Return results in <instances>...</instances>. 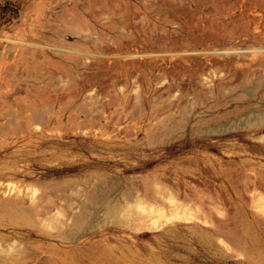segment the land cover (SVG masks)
Returning <instances> with one entry per match:
<instances>
[{"label": "rangeland", "instance_id": "obj_1", "mask_svg": "<svg viewBox=\"0 0 264 264\" xmlns=\"http://www.w3.org/2000/svg\"><path fill=\"white\" fill-rule=\"evenodd\" d=\"M263 118L264 0H0V264H250Z\"/></svg>", "mask_w": 264, "mask_h": 264}, {"label": "bare ground", "instance_id": "obj_2", "mask_svg": "<svg viewBox=\"0 0 264 264\" xmlns=\"http://www.w3.org/2000/svg\"><path fill=\"white\" fill-rule=\"evenodd\" d=\"M261 126H264V118L260 122ZM170 131V129H169ZM261 185V184H260ZM162 192V191H161ZM158 193V192H157ZM160 193V192H159ZM161 194V193H160ZM170 195V194H169ZM162 196V195H161ZM165 197V196H164ZM166 201V200H165ZM181 207V206H180ZM179 207V208H180ZM187 207V206H186ZM200 207V206H198ZM159 208V206H158ZM144 209V208H143ZM183 210V209H182ZM183 213V212H182ZM197 214V213H196ZM188 213H186L185 216H187ZM195 215V214H193ZM209 217V216H208ZM190 218V217H189ZM206 218V215H205ZM179 219V218H178ZM182 219V218H181ZM192 219V218H191ZM195 219V218H194ZM198 219V218H196ZM195 219V220H196ZM183 220V219H182ZM189 220V219H188ZM199 220V219H198ZM207 220V218H206ZM192 221V220H191ZM199 222V221H198ZM202 222V221H201ZM209 223V222H208ZM210 224V223H209ZM223 227V226H222ZM259 229V228H258ZM261 232V230H260ZM228 237L229 239L236 244L239 248H241L244 251L245 260L246 262L250 264H264V252L260 250V244L257 242V238L253 236L251 233V230L248 226H244L243 233H245V236L243 234H240L239 232H231ZM262 233V232H261ZM247 239H250L252 241L253 247L250 248L247 246Z\"/></svg>", "mask_w": 264, "mask_h": 264}]
</instances>
